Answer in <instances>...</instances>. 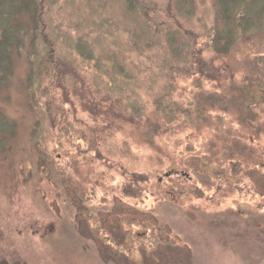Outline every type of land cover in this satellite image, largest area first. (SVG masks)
Masks as SVG:
<instances>
[{"label":"rangeland","instance_id":"1","mask_svg":"<svg viewBox=\"0 0 264 264\" xmlns=\"http://www.w3.org/2000/svg\"><path fill=\"white\" fill-rule=\"evenodd\" d=\"M205 43L208 74L181 80L176 96L191 117L162 128L155 149L132 131L125 137L130 163L94 160L97 176L83 161L96 155L87 140L71 134L69 142L46 128L26 82L28 51H14L11 79L0 91V112L13 126L12 133H0L1 261L115 264L78 227L80 209L65 192L71 184L82 189V217L89 229H99L96 239L135 263L144 261L142 251L170 243L188 250L180 264H264V195L248 175L264 173V67L256 61L264 54V32L236 41L228 56ZM71 115L87 137L98 124L77 107ZM42 161L54 167L46 170ZM130 173L142 183L129 185ZM119 200L152 214L158 224L125 226V242L116 248L97 215L113 212Z\"/></svg>","mask_w":264,"mask_h":264},{"label":"trees","instance_id":"2","mask_svg":"<svg viewBox=\"0 0 264 264\" xmlns=\"http://www.w3.org/2000/svg\"><path fill=\"white\" fill-rule=\"evenodd\" d=\"M261 32L264 0H0V91L11 79L14 51H28L32 104L59 139L71 142L75 134L87 140L96 155L83 161L97 176L95 161L130 163L133 153L125 137L132 131L155 149L162 128L182 115L191 117L192 111L183 107L187 103L176 96L181 80L208 74L201 42L214 54L228 56L236 41ZM256 61L264 67V54ZM76 107L98 123L89 137L72 121ZM12 132L0 112V133ZM121 133L123 141L117 139ZM50 163L42 161L46 170L54 167ZM132 175L129 185H140L143 179ZM248 175L256 193L264 195V173L251 170ZM81 190L71 184L65 188L80 209V230L93 237L106 261L138 264L96 239L99 229H89L82 217ZM97 218L116 248L125 242V226L158 224L152 214L120 200L113 212ZM164 244L148 254L142 251V264H180L188 255L185 247Z\"/></svg>","mask_w":264,"mask_h":264},{"label":"flooded vegetation","instance_id":"3","mask_svg":"<svg viewBox=\"0 0 264 264\" xmlns=\"http://www.w3.org/2000/svg\"><path fill=\"white\" fill-rule=\"evenodd\" d=\"M44 234H46V232L44 233ZM0 264H20L19 262H8L7 260L5 261V260H3V261H1L0 260ZM23 264H27L26 262H24Z\"/></svg>","mask_w":264,"mask_h":264}]
</instances>
